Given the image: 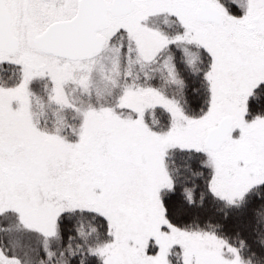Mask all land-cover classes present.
<instances>
[{
	"label": "snow or ice",
	"instance_id": "obj_1",
	"mask_svg": "<svg viewBox=\"0 0 264 264\" xmlns=\"http://www.w3.org/2000/svg\"><path fill=\"white\" fill-rule=\"evenodd\" d=\"M0 264H264V0H0Z\"/></svg>",
	"mask_w": 264,
	"mask_h": 264
}]
</instances>
